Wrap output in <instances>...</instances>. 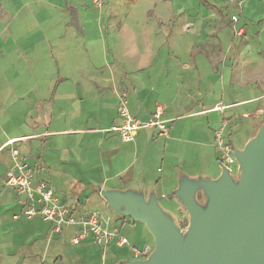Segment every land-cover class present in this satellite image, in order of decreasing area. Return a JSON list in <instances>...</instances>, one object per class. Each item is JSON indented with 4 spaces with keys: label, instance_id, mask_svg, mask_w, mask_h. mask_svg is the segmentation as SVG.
Listing matches in <instances>:
<instances>
[{
    "label": "crops",
    "instance_id": "crops-1",
    "mask_svg": "<svg viewBox=\"0 0 264 264\" xmlns=\"http://www.w3.org/2000/svg\"><path fill=\"white\" fill-rule=\"evenodd\" d=\"M224 1L220 10L206 3V11L188 10L183 14L178 10L183 18L175 19L172 27L188 34L186 41L177 37L164 40L160 18L154 23L161 40L157 30L148 37L141 30L131 29L120 43L115 11L101 7L100 17L91 16L82 7L84 1L74 11L70 5L65 11H52L64 17L69 14L67 26L56 28L49 23L41 31L22 30L18 44L21 51L34 54L46 48V73L37 69L35 74L18 80L31 85H17L11 106L18 122L2 132L0 152L9 149L10 156L11 146L7 144L15 141L13 147L27 164L26 152H32V142H38L36 161L32 167L27 164L34 180L48 183L59 202L76 214L87 212H82L79 202L67 204L62 199L59 183L51 180V171H63L65 179L82 184L86 191L130 190L143 193L146 200L152 194L171 217L159 197L171 199L167 203L181 211L174 192L182 178L216 180L220 175L214 131L221 123H225L227 141L229 133L240 132L241 128L252 131L244 140L239 139L241 150L264 122V43L259 42L264 29L253 31L250 42V30L245 28L246 20L264 16V3L247 1L239 9L234 1ZM29 13L33 15L34 11ZM104 15H108L107 25L102 27ZM233 16L238 17L234 24ZM72 23L76 26L68 27ZM234 28L243 29L244 34L237 36ZM38 33L42 36L35 35ZM115 89L126 92L130 113L141 121H146L157 105H164L162 119L168 125V135L159 137L153 129H142L134 134L132 142L123 143L116 133L108 132L119 123ZM218 106L224 109L215 110ZM11 165L12 161L7 170ZM110 224L117 228V224ZM124 228H117L121 236ZM66 230L70 241L75 228ZM128 231L125 233L135 237L130 241L123 236L129 241L128 247L112 245L100 250L91 239L73 246L80 263H137L131 262L134 256L130 248L141 244L137 248L147 246L151 252L153 241L143 227L130 225Z\"/></svg>",
    "mask_w": 264,
    "mask_h": 264
},
{
    "label": "rangeland",
    "instance_id": "rangeland-1",
    "mask_svg": "<svg viewBox=\"0 0 264 264\" xmlns=\"http://www.w3.org/2000/svg\"><path fill=\"white\" fill-rule=\"evenodd\" d=\"M83 1L86 2L85 5L82 6L83 9L88 10L91 16L97 15L100 17V10L102 8L107 11H115L116 17L114 21L116 23L120 22V27L116 31H120L117 38L120 43L123 42V39L126 40L125 33L127 32L129 34L131 29L137 30L138 33L139 30H141L145 32L148 37L157 30V34L159 35L158 26H156L154 22L160 18L164 22V26L161 28V32L164 33V40L170 41L172 39L174 41L177 37L186 41L189 35L182 34L184 32H182L181 28L172 27L175 19L183 18L179 14L181 13L179 11L182 10L183 14L187 13L186 11L188 10L193 13L196 11H206L204 6L205 3L208 4L210 8H218L219 10L221 9L219 6L225 5L224 0H205V3L201 0H102L100 6L94 5L91 0H3L0 4V137L2 136V132H4L9 125L13 128L15 121H17L13 107L11 106L12 102L15 100L14 94L17 90V85H31L29 81L22 82L18 80L35 74L34 71L37 69L45 71L46 73V60L43 55V53L46 52V48L41 47L39 51L34 54H31L30 51H21L22 45H18L20 42L19 33L22 30L26 31L34 28L41 31V29L47 27L49 23L56 28L67 26L66 23L70 19L69 14L64 17L61 13L56 14L52 11H55V8H60L62 11H65L69 5L72 6V10L74 11L76 10V6L82 4ZM250 1L253 0H249L248 2ZM259 2L264 3L261 2V0ZM27 5L30 7H27ZM239 9H241V7H239ZM30 11H34V14L31 15L29 13ZM222 12L224 11L222 10ZM108 15H104L103 22L105 23L101 25L102 27L107 25ZM93 21L95 25L94 18ZM100 21L99 18L98 22ZM167 21H171V23L167 24ZM135 23H139V26H134ZM152 23H154V25ZM151 25L156 29L152 28ZM245 25V28L247 27V30H250V39H248V41L251 42V37L254 36L252 32L258 29H264V16L252 17L246 20ZM75 26L76 25L72 23L68 27L73 28ZM223 30L227 29L224 28ZM225 32L227 33V31ZM35 35L39 37L42 36L41 33ZM161 36L163 37V35ZM159 38L161 40L160 35ZM259 38V42L264 43L263 31L259 35ZM231 39H233V37H231ZM238 41L239 39H236V42ZM261 54L264 57V49L261 50ZM17 76H19L18 79L16 78ZM9 94L12 95L8 98ZM261 99V104H264V95ZM3 106L5 107V111L1 110ZM243 122L245 123L244 119ZM250 131L251 130L248 129L242 130L241 128L240 132L236 131L228 134L230 135L229 141L234 150L240 149L241 143L239 139L244 140V138L252 132ZM32 143V152H26L25 157L30 167H32L34 161H36L37 155L34 156V154H36L34 150H36V147L37 150H39L40 146L38 142ZM21 150L23 151L24 148ZM10 161L9 149L2 150V152H0V264H81L80 258L77 257L75 252V247L70 244L68 238L65 236L68 233L66 229L59 235H53L49 238V232L47 230L48 225L39 217L32 219H13V215H20L23 198L13 190L4 186V175L10 165ZM62 172L63 171H58L55 173L51 171L50 174L53 183H59V188H57V190L61 192L62 199L66 200L67 204L79 202L81 204L79 207L82 212L97 213L109 219L114 225L117 224L119 230L125 227L124 231H121V234L130 241L131 239H135V237H132V235H134L133 233L132 235L125 233V231H128L130 225L131 227L134 225L136 227H143L148 235H150L144 224L133 222L129 218L117 215L110 209L101 192L91 189L86 191L82 184L80 185L70 179H65ZM232 176L235 177L234 167ZM197 199H202L200 193L197 194ZM167 200L171 199H162L159 197L161 206L169 211L178 227L180 224L179 222L183 221L184 216L182 211L174 209L172 203L169 205ZM186 227L184 229L178 228H180L179 231L181 233H184ZM127 242L129 245V241ZM149 244L151 246L152 242ZM140 245L138 244L136 247ZM58 256H61L62 261L58 259ZM131 262L141 263L143 261L141 258H133Z\"/></svg>",
    "mask_w": 264,
    "mask_h": 264
},
{
    "label": "water",
    "instance_id": "water-1",
    "mask_svg": "<svg viewBox=\"0 0 264 264\" xmlns=\"http://www.w3.org/2000/svg\"><path fill=\"white\" fill-rule=\"evenodd\" d=\"M232 153L235 177L222 168L216 180H180L174 197L185 213L184 233L154 195L100 191L110 209L144 224L152 237V251L134 264H264V122Z\"/></svg>",
    "mask_w": 264,
    "mask_h": 264
},
{
    "label": "built area",
    "instance_id": "built-area-1",
    "mask_svg": "<svg viewBox=\"0 0 264 264\" xmlns=\"http://www.w3.org/2000/svg\"><path fill=\"white\" fill-rule=\"evenodd\" d=\"M237 3V7L249 0H230ZM264 1V0H263ZM102 0H93L94 5L100 6ZM238 17H231L234 24ZM237 36L244 34L243 29H235ZM116 98V111L118 124L112 125L107 131L116 133L123 143L133 141L134 134L142 129H153L159 137L168 135V125L162 119L164 105H157L154 113L146 120L141 121L133 116L128 108L127 94L125 91H114ZM224 107H216L215 110L222 111ZM225 123L222 122L218 129L214 131V147L218 157V166L220 169H227L230 174L237 172L236 160L232 153V147L227 141L225 135ZM15 141H10V158L11 167L4 175V186L13 190L16 194L23 198L20 215H13L14 220L19 218L32 219L39 217L44 223L50 226L49 238L55 234L61 233L64 229L75 228L70 239L72 246H77L81 241L91 239L93 243L101 250H105L109 246L123 248L129 246L127 240L120 235L116 227H112L110 220L94 213L76 214L72 208L62 204L55 196L54 189L45 181L34 180L33 171L20 158L18 150L13 147ZM134 258H146L150 254L147 246L142 248L131 247Z\"/></svg>",
    "mask_w": 264,
    "mask_h": 264
},
{
    "label": "trees",
    "instance_id": "trees-1",
    "mask_svg": "<svg viewBox=\"0 0 264 264\" xmlns=\"http://www.w3.org/2000/svg\"><path fill=\"white\" fill-rule=\"evenodd\" d=\"M3 0H0V4H1V2H2ZM158 1H160V0H158ZM180 224H179V227L181 228V229H184L185 227H186V223H184L183 221H181V222H179Z\"/></svg>",
    "mask_w": 264,
    "mask_h": 264
},
{
    "label": "bare ground",
    "instance_id": "bare-ground-1",
    "mask_svg": "<svg viewBox=\"0 0 264 264\" xmlns=\"http://www.w3.org/2000/svg\"><path fill=\"white\" fill-rule=\"evenodd\" d=\"M219 107V106H218Z\"/></svg>",
    "mask_w": 264,
    "mask_h": 264
}]
</instances>
